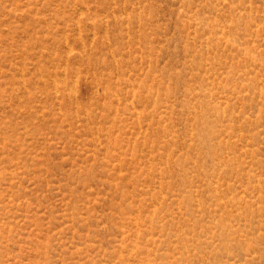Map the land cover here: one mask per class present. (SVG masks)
<instances>
[{
	"label": "rangeland",
	"instance_id": "obj_1",
	"mask_svg": "<svg viewBox=\"0 0 264 264\" xmlns=\"http://www.w3.org/2000/svg\"><path fill=\"white\" fill-rule=\"evenodd\" d=\"M0 264H264V0H0Z\"/></svg>",
	"mask_w": 264,
	"mask_h": 264
}]
</instances>
